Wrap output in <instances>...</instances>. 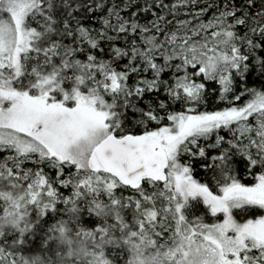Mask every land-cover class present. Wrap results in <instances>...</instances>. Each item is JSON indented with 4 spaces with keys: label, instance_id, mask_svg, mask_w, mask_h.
<instances>
[{
    "label": "snow or ice",
    "instance_id": "1",
    "mask_svg": "<svg viewBox=\"0 0 264 264\" xmlns=\"http://www.w3.org/2000/svg\"><path fill=\"white\" fill-rule=\"evenodd\" d=\"M0 264H264V0H0Z\"/></svg>",
    "mask_w": 264,
    "mask_h": 264
}]
</instances>
